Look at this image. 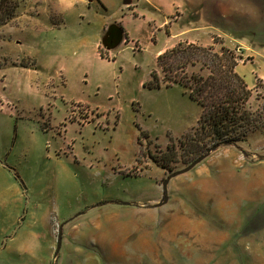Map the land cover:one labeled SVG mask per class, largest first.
<instances>
[{"label":"rangeland","instance_id":"1","mask_svg":"<svg viewBox=\"0 0 264 264\" xmlns=\"http://www.w3.org/2000/svg\"><path fill=\"white\" fill-rule=\"evenodd\" d=\"M15 1L19 17L0 29V264H264V132L203 150L200 163L171 176L206 145L179 143L196 125L197 103L179 87H138L153 57L127 48L119 26L104 34L116 68L90 65L39 35L59 0ZM105 7H87L91 26L112 13ZM159 9L264 55V0H162ZM261 86L249 102L256 121ZM76 103L98 112L93 122L82 124ZM32 248L33 260L19 261Z\"/></svg>","mask_w":264,"mask_h":264},{"label":"crops","instance_id":"2","mask_svg":"<svg viewBox=\"0 0 264 264\" xmlns=\"http://www.w3.org/2000/svg\"><path fill=\"white\" fill-rule=\"evenodd\" d=\"M92 1L94 0H59L58 3L54 4L53 9L46 11L44 23L39 25L40 28L37 27L39 35H49L48 39L52 38V43L54 44L51 46L52 48L56 46V39L60 40L61 42L57 44L60 46L56 48V52L60 54H66L72 51L73 56H77L89 62L90 65L95 63L99 64L101 67L106 66L113 69L116 68L118 63L116 60L117 57H115L117 53L111 49V46L104 38V34L111 31V29L115 31V27L119 26L126 40L124 45H127V48L133 50L134 44H136L137 46H135V48L138 47L136 52L139 51L144 53L149 51L152 54L153 67L151 69L149 68L145 75L143 74L135 79L136 85L143 90L146 89L143 87V83L150 80L152 71H156L157 74L160 75V71L156 67V59L159 55L174 48L180 43L202 47L213 45L216 48L217 43L214 42L213 36H217L223 39L222 41L227 48L239 50V54L238 52L237 54L241 56V59L236 66V72L244 79L247 88L251 92V97L247 103L248 108L250 107L249 102L251 101L252 95L258 93L259 89H262L257 86V82L261 81L264 83L263 50L260 51L257 48L253 49V45L246 43L243 39L231 38L229 35V37H225L219 31L213 32L210 27H206V25L202 23L201 19H193L187 24L179 25L184 17L180 13V15L176 13V11L173 13L170 12L169 15L165 12H161L162 16H160V14H155L156 12L160 13L161 10L159 8L162 0H124V2H120V0H104V2L103 0H99L100 4L104 7H108H105L106 12L112 11V13L107 16L99 15L100 17L96 19L97 21L91 26V21H88L89 19H87L86 14L88 12L87 7L91 6ZM62 5L64 7H61L63 11L58 9ZM147 6L153 8L154 13H148L146 10ZM51 15L60 18L62 24L59 26L54 25L51 21ZM18 17L19 16L16 14V19ZM85 21H88L87 23L90 25L88 29ZM74 25H79L81 30L85 31L83 35L79 33L73 36L69 33L70 26ZM4 26H1L0 29ZM204 27L206 29H204ZM246 64L251 66L250 73L252 80L250 81L244 69ZM11 68L14 71L24 70L20 68L17 63H13ZM25 71L28 74L35 73L30 67H27ZM114 73L116 76V70ZM161 84L162 85L157 89L146 90L155 91L161 87L165 89L179 87L183 95H188L186 89L179 84L170 86H166L164 83ZM257 132H264V128L249 133L253 134ZM33 248L29 250V253L22 251V256H20L19 261L29 262L33 260Z\"/></svg>","mask_w":264,"mask_h":264},{"label":"trees","instance_id":"3","mask_svg":"<svg viewBox=\"0 0 264 264\" xmlns=\"http://www.w3.org/2000/svg\"><path fill=\"white\" fill-rule=\"evenodd\" d=\"M6 1L3 3L0 0V27L16 17L17 2ZM51 21L56 26L62 24V20L55 15H51ZM240 59L241 56L235 50L223 45L215 48L213 45L202 47L180 43L156 59V67L163 81L156 71H152L150 80L143 83V87L149 90L159 88L161 83L166 86L179 84L200 107L201 113L196 125L184 133L179 143L181 147L195 145L197 139V143L206 145L191 149L189 157L198 158L204 151L209 152L222 145H235L249 132L264 128V116H260L262 119L259 121L254 120L256 114L247 107L251 92L236 72ZM257 86L263 89L261 81L257 82ZM171 148L168 145L167 150H173ZM152 160L160 164L159 160ZM173 161L170 159V162ZM162 164L163 168L170 169L166 162Z\"/></svg>","mask_w":264,"mask_h":264},{"label":"built area","instance_id":"4","mask_svg":"<svg viewBox=\"0 0 264 264\" xmlns=\"http://www.w3.org/2000/svg\"><path fill=\"white\" fill-rule=\"evenodd\" d=\"M236 51L238 52V50H236ZM161 81H163V77H161ZM72 110L73 111L78 110L79 112H81V115H82V118H83L81 122H82L83 125L90 124L91 122H93V120L95 119L96 115H98L97 111L91 110L88 107L82 105L81 103L74 104ZM96 126H100L101 127V124L97 123Z\"/></svg>","mask_w":264,"mask_h":264},{"label":"water","instance_id":"5","mask_svg":"<svg viewBox=\"0 0 264 264\" xmlns=\"http://www.w3.org/2000/svg\"><path fill=\"white\" fill-rule=\"evenodd\" d=\"M206 155H202L198 158H196L193 162H191L186 168H184L183 170L181 171H178V172H175L173 173L171 176H175L179 173H183V172H186L188 170H190L191 168H193L195 165H197L198 163H200L204 158H205ZM166 201V199H164L163 201H161L159 204H157V206H160L161 204H163L164 202ZM60 241H61V235L60 233L58 234V240H57V245H56V252L58 251L59 249V246H60Z\"/></svg>","mask_w":264,"mask_h":264}]
</instances>
